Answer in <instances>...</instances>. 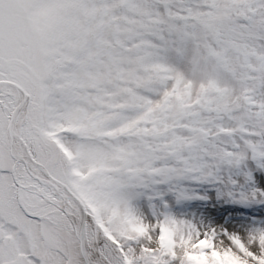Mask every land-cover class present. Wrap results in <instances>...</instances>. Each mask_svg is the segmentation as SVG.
<instances>
[{"label":"snow or ice","instance_id":"1","mask_svg":"<svg viewBox=\"0 0 264 264\" xmlns=\"http://www.w3.org/2000/svg\"><path fill=\"white\" fill-rule=\"evenodd\" d=\"M0 264H264V0H0Z\"/></svg>","mask_w":264,"mask_h":264}]
</instances>
